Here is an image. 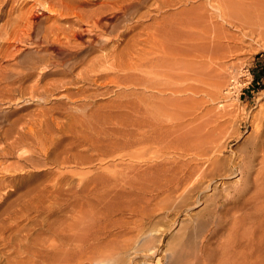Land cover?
I'll list each match as a JSON object with an SVG mask.
<instances>
[{"label": "rangeland", "instance_id": "374dc122", "mask_svg": "<svg viewBox=\"0 0 264 264\" xmlns=\"http://www.w3.org/2000/svg\"><path fill=\"white\" fill-rule=\"evenodd\" d=\"M96 1L85 10L102 6ZM153 2L126 16L115 12L111 0L108 5L115 9L102 20L110 24L104 35L109 41L104 37L97 50H85L91 37L83 33L70 68L45 75L50 67H40L41 58L48 59L40 35H52L50 26H67L64 18L74 15L47 10L42 0H0V31L5 25L1 34H8H0V83L3 74L21 70L24 59L36 64L21 91L0 84V219L5 208L19 204L44 208L43 217L55 228L75 225L84 233L93 223L98 251L94 261L81 264H174L181 253L186 264L195 243L205 237H210L209 246L200 264H243L239 243L250 237L253 221L236 233L227 226L220 238L211 237L202 224L204 200L212 191L197 198L192 194L180 206L183 190L170 194L163 187L188 164L196 167L206 160L194 145L212 147L217 141L231 157L254 139L255 118L264 112V0H253L250 25L243 16L242 21L223 19L221 0H187L160 12ZM70 5L69 11L84 9ZM32 14L46 29L36 38L38 44L23 37L24 18ZM183 18L192 22L196 35L211 26L206 40L218 43L204 47V40L198 43L194 35L188 63L178 60L184 49L166 28ZM115 25H127L128 33L112 35L109 27ZM220 190L227 193L222 186ZM45 237L50 244L53 237ZM55 258L63 256L49 253L45 260L52 264Z\"/></svg>", "mask_w": 264, "mask_h": 264}, {"label": "bare ground", "instance_id": "6f19581e", "mask_svg": "<svg viewBox=\"0 0 264 264\" xmlns=\"http://www.w3.org/2000/svg\"><path fill=\"white\" fill-rule=\"evenodd\" d=\"M70 1L74 2V8H79L81 6L84 8L85 5L87 6L90 3L94 2V0H70ZM147 1L148 0H115V4H116L115 7L117 8V10L116 11L114 10V11L116 13L123 12L124 15H126L131 10H133L132 13H134L135 9L137 11V9L141 8L140 6L146 5L145 3H147ZM236 1L239 2L238 0H221L222 3L220 7V12H221L220 16L225 20H230V19L239 20L240 19V21H242L244 19L245 21V19L248 18L250 19V21L247 20V24L250 25L251 18L253 15V9H254L253 0H240L242 4L244 5H241V2H239L240 3L239 4ZM65 2H66L65 0H58L57 2L56 1L54 2L51 0H42V5L47 10H50V11L53 10L55 13L57 12L61 15L62 14L74 15V17L71 16V17L64 18L65 20L69 22L67 26L64 25L61 27L59 25L60 27L56 26L58 28H53V29L52 27L54 25L50 26L51 30L50 32L49 31L48 32L52 33V35L43 34V36L41 37L40 32L42 29L40 28H43V26L40 27V24L35 22L34 14H32V16L26 15L24 18V21H25L24 23L26 25V31H27V33L23 36L25 38V41H30V43L32 44H38L40 43V41L36 40V38L37 37L39 38V35H40V38H41L40 40L43 41L46 45L45 51L47 52L46 57H48V59H46L43 56L45 59L41 58L40 60L41 61L40 67L41 65L45 66L44 67L45 70L50 67V69L46 71L45 75L46 74L47 75L48 74H52V75L53 74H64L67 71V68L68 67L70 68L71 65H69V61L71 60L72 55L76 53L74 49L79 47V44H80L79 39L82 38L83 33L84 35H88L91 37L88 40L89 44L87 43L88 45L84 47L86 48L85 50L87 49L94 50L96 48H99L97 47L98 46L97 44H99V41L103 42L104 44L105 40H108L106 38L107 36L106 37L104 36L106 35L108 31L107 30L108 22L105 24V23H102L103 22L102 20L104 18L103 15H105L104 13L110 12L111 9H115L113 5H111L113 8L108 5V4H111L110 3L111 0H97L96 2H100L102 6L100 7L97 6L98 8L93 9V10H85V8L79 9L78 10L79 12L74 11V10L69 11L70 8H72V5H70L72 4V2L70 4H67V6H65ZM183 2H187V0H177V1L175 0H154L152 5H155L156 9L160 12L161 10H163L166 7H169L170 5H177L180 3L183 4ZM149 3L150 2H148V4ZM234 3L236 4L237 9L235 8ZM238 7L240 10L238 9ZM229 8L231 9L234 8V10H232L231 12H227L226 9H229ZM233 11H235V13H233ZM237 11H241V14L244 13L245 16L242 14L239 17L238 16L239 12ZM62 12H66V13H62ZM242 16L244 17L243 19L241 18ZM22 17L23 16H21V18ZM18 18H20V16H18ZM21 18L20 20H22ZM9 19H8V22L10 21ZM120 21L122 22V20ZM85 25L88 27L86 29H81ZM127 25L126 26L122 25L121 29L120 28L118 29V27L115 25L113 27H109L111 28L109 30L110 32H113L112 35L118 32L116 34H118L119 36H123L128 33L129 28H126ZM166 26H167L166 28L169 29V31H171L174 34L175 36L174 38L178 41V43L182 45V49H184L181 53V56L178 57V60H181L183 63H188L191 60V53L188 52V46L191 40H193L194 38H196V40H199L198 43L200 42V40H204L202 42L204 47L205 46L208 47L207 44L211 45V43H215L218 45V43H216V39L210 40L209 38L208 41L206 40L208 36H210V34H206V33L209 32V29L211 28V26H209L210 28L208 29V31L204 27V30L206 31V33L204 32L199 33V35L197 34L198 36L194 33V31H192L193 25H192V22L189 21L188 19L183 18L180 21L175 22V24L173 22V23L167 24ZM6 27H9V26H6ZM7 29H10V28H7ZM12 29H15V28L13 27ZM43 30L46 32V29H43ZM1 31H0V34H1ZM13 31L14 30H12L11 32L13 33ZM14 33H16V30ZM14 33L12 35H14ZM60 34H63L64 41L62 40L61 38L62 35ZM202 34H204L205 36L203 37ZM5 35H8L7 32ZM16 35H15V38H16ZM53 35H55L56 37L54 38ZM194 35L195 37L193 38ZM219 35L216 36L218 39L222 37ZM136 37L138 36L136 35ZM55 50H58L59 52H56ZM61 53L63 55L60 56ZM202 55L204 57V54ZM202 55L197 56L196 54L197 57L202 56ZM27 60L24 59V61L20 63V66L22 67L21 70H18V71L16 70L12 72L10 75L2 73L3 74L2 79L5 81L4 83H6L5 84L6 89H8L7 87H9V89L13 90L14 92L22 90L24 81H26V79L29 77L31 73L30 71L33 70L34 67H36L35 63L29 64L28 62L30 61L27 62ZM32 61L33 60H31V62ZM36 63L39 64V62L37 61ZM33 74H31L30 76H32ZM36 86L38 85L36 84ZM52 86H55V85H52ZM10 87H14V88L11 89ZM254 122H255L254 139L248 140L246 147L242 149V151L239 154L237 153L235 155H232L231 157H226L223 154V150H222L224 147V144H220L217 141L212 142V143H216L215 145L213 144L212 147H207L206 146L207 144H204V143H198L197 145H194L195 148L197 147L198 149L195 152L199 154L200 156H204L206 158L203 164H200L199 166H196V167H193L188 164L185 168L181 169L180 172H176L175 174H173L172 177L169 180H167L166 185L163 187L164 191H168L170 192V194L177 193L181 189L183 190L181 197H180L182 202L178 204V205L181 204L180 206H182L183 203H185L184 205H187L188 203L187 200L189 196L192 194L193 195L195 194L196 196V195H199L200 193H205L204 192L205 190L212 191L211 194H208V195L206 194L207 197L204 200L206 203H205V212L204 211L203 212L205 213L206 218L202 224V227L204 228L207 227L208 229L207 231H209V233L211 234V237L219 234V238H220V233H219L220 230L225 229L227 226H230L231 233H232V230H233V233H236V231L238 232V229L243 227L244 224L248 220L253 221L254 223L251 228L252 232L250 233L249 231L251 229H248L249 230L248 232L251 234L250 237H247L245 241H243V243L239 240L242 243V244L239 243L240 248L242 245V248L244 249L243 255L239 257L240 258L239 260H242L243 264H264V112L259 117L255 118ZM236 176L238 178L235 179L232 183H229L228 181H226ZM220 186L224 187V190H226L227 193L225 194L224 192L222 193V191L220 190ZM196 201H198V199ZM29 206L31 205L24 206V205L18 204V205L12 206L11 204L10 207L5 208L4 215H2L3 212L1 213L3 217L2 219H0V245L2 246L0 250V253L2 254V255L0 254V258H1L0 264H2L1 262L2 259L3 261L5 259L4 261L5 264H45L46 262L45 258L47 254L49 253H50V257H52V255H54L55 257L63 256L62 260H56L55 258L52 264H72V260L74 261L75 259H76L75 261H77L75 263L77 264H81L82 261L84 262L86 260H88L89 263L94 261L97 251H98V243H97V236L94 230L93 223L90 222L89 227L88 226L85 227V230L87 231L84 233H80L77 230L78 226L75 227V225H71V226L69 225V228H63V229H59L61 226L59 228L57 227L55 228L53 224L51 225L52 221L48 222V217H43V215L45 216L46 214V213L43 214L44 211L42 210L44 208L41 210V209H38L37 206L36 208H33V207L30 208ZM38 207H40V205H38ZM49 207H47V209ZM57 209L58 208L54 210H57ZM59 211H60V208H59ZM61 211H64V210H61ZM33 213L35 215L31 216ZM52 215H54V212ZM52 215H50V217ZM54 216L53 217L56 219L57 215H54ZM54 218H53V221H54ZM57 218L59 219V217ZM28 220L29 222L25 223V221H28ZM57 221H59L60 223L61 220H57ZM244 230L245 229L243 228L242 234L246 235V233H244ZM45 234H47L48 238L50 236L53 237V240L51 243L48 241L50 243L48 245L45 244L47 243V241L45 240L46 238ZM209 239L210 237H205V239L201 241V244L195 243V246H194L195 250L193 251V255L191 254L193 258L190 260H187L186 264H200V262L202 261L201 258L204 257V254L207 250L206 248L207 246H209L208 244ZM231 240L232 238L230 239V241ZM190 244H192V242H190ZM51 253L53 254L51 255ZM183 255L184 254L181 253L180 258L178 259V261L176 260L174 264H183L181 263L183 262ZM49 259L48 261H50ZM79 259L81 260L80 263L78 262ZM252 259L254 260L252 261ZM47 263L49 262H46V264ZM236 263L237 261H235V264ZM238 264H240V262Z\"/></svg>", "mask_w": 264, "mask_h": 264}]
</instances>
